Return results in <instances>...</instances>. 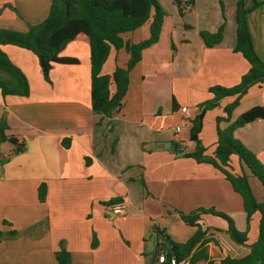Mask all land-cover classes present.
Returning <instances> with one entry per match:
<instances>
[{"label": "crops", "instance_id": "1", "mask_svg": "<svg viewBox=\"0 0 264 264\" xmlns=\"http://www.w3.org/2000/svg\"><path fill=\"white\" fill-rule=\"evenodd\" d=\"M246 2L251 8L255 0ZM51 4L52 0H0V29L26 32L47 17ZM236 6L237 0H182L181 12L174 0L168 9L163 6L168 14L159 40L143 50L130 72L122 107L109 117L91 107L87 43L73 41L66 47L64 55L79 63L56 64L51 82L44 79L31 50L2 46L26 76L30 93L4 96L0 88V123L25 140L24 151L17 154L9 142L0 143V229L20 232L0 242V264H57L61 243L71 252L72 264H157V244L163 236L154 227L175 242H185L196 227L186 224L180 213L200 208L227 214L238 229L248 231L249 245L258 239L259 214L247 224L243 198L225 175L211 163L183 155L195 149L190 120L200 104L213 98L210 88L233 87L249 70L248 61L234 51ZM248 22L264 61V5L249 13ZM223 24L222 41L207 47L201 31L216 32ZM124 37L135 43L149 38L150 22ZM129 58L125 49L113 47L102 73L125 67ZM110 91H116L113 80ZM234 99L223 98L205 114L200 140L208 156L215 151L216 119ZM257 105L264 106V83L241 98L230 122ZM183 106L191 114L186 121ZM228 124L223 121L221 127ZM234 137L264 165V120L237 128ZM237 159L232 157V170L240 174ZM253 177V192L264 201V189L261 183V188L253 187ZM41 183L47 185L44 202L38 195ZM117 201L125 203V216L111 212ZM200 223L210 227L205 246L212 264L250 252V246L236 244L224 231V218L203 214Z\"/></svg>", "mask_w": 264, "mask_h": 264}, {"label": "trees", "instance_id": "2", "mask_svg": "<svg viewBox=\"0 0 264 264\" xmlns=\"http://www.w3.org/2000/svg\"><path fill=\"white\" fill-rule=\"evenodd\" d=\"M182 6V0H174ZM192 2V1H191ZM190 1L188 3H191ZM264 0H255L251 8L246 0H237L236 6V43L234 51L240 53L249 63V70L242 75L238 84L233 87L212 86L213 98L200 104V111L190 120V140L195 142V149L184 152L185 157L195 158L198 162H208L219 169L231 183L233 189L243 198L247 224L254 214H259V236L249 245L248 231L239 230L232 218L214 208L181 212V219L188 225L196 227L194 234L185 242H175L158 226L154 231L163 236L157 244V264H197L206 261L212 264L206 251L210 227L203 228L200 223L203 214H212L224 218L228 228L224 230L231 240L239 245L250 246V252L236 258L230 255L221 260L222 264H264V201H259L251 187L249 177H256L264 189V165L257 156L240 140L234 137V131L257 119L264 120V106L257 105L243 112L236 120L231 121L234 108L248 90L259 83H264V61L257 53L248 22V15ZM168 12L160 0H52L47 17L40 23L31 25L26 32L11 29H0V88L4 96L9 94L28 96L30 87L22 70L16 66L2 49L3 45L13 44L31 50L38 58L41 72L47 82H51V71L56 64H77L79 59L64 55L66 47L73 41H83L90 47L91 55V107L97 114L111 116L113 111L122 107L123 99L129 89L130 72L141 61L142 52L159 40L165 16ZM150 22V37L135 43L124 37V34L136 30ZM224 24L216 32L201 31L207 47L220 43L224 37ZM125 49L130 58L125 67L117 66L112 74H103L102 67L112 48ZM111 80L116 84V91L111 94ZM226 97L235 99L224 108L225 115L218 116L217 141L214 154H205L207 148L200 140L205 114L217 107ZM229 122L225 128L221 122ZM9 126L0 123V143L13 145V153L23 152L25 140L8 133ZM237 156L242 173L232 170V157ZM246 169L248 171H246ZM39 200L44 202L47 185L41 183L38 188ZM118 202V201H117ZM114 202V203H117ZM20 234L17 230L4 232L0 229V242L13 239ZM94 236L93 246L97 245ZM165 254L164 262L159 256ZM57 264H72L71 252L61 243L56 252ZM173 261L175 263H173Z\"/></svg>", "mask_w": 264, "mask_h": 264}, {"label": "built area", "instance_id": "3", "mask_svg": "<svg viewBox=\"0 0 264 264\" xmlns=\"http://www.w3.org/2000/svg\"><path fill=\"white\" fill-rule=\"evenodd\" d=\"M181 112L184 114V121L188 120L191 117L190 111L186 106L181 107ZM182 130V124L176 127V131L180 132ZM111 212L118 216H125L127 213V207L123 202H117L111 205ZM165 254L159 256V262H164ZM173 263H175L173 261Z\"/></svg>", "mask_w": 264, "mask_h": 264}, {"label": "rangeland", "instance_id": "4", "mask_svg": "<svg viewBox=\"0 0 264 264\" xmlns=\"http://www.w3.org/2000/svg\"><path fill=\"white\" fill-rule=\"evenodd\" d=\"M162 2H160L166 9H168V7L171 5L172 0H161ZM75 43H72L71 45H74ZM238 160V159H237ZM241 171V170H240ZM252 183H253V187L256 186H260V182L258 179H256L255 177H253L252 179ZM261 188V186H260ZM255 189V188H254ZM262 190V189H261ZM261 201V198H259ZM240 230V229H239Z\"/></svg>", "mask_w": 264, "mask_h": 264}]
</instances>
